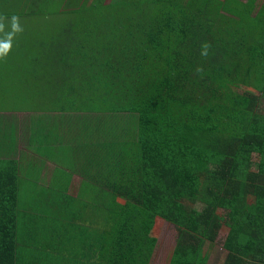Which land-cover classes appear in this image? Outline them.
<instances>
[{
	"label": "trees",
	"instance_id": "16d2710c",
	"mask_svg": "<svg viewBox=\"0 0 264 264\" xmlns=\"http://www.w3.org/2000/svg\"><path fill=\"white\" fill-rule=\"evenodd\" d=\"M14 15L59 25L0 64L26 114L0 128V264H150L157 220L168 264L223 227V264H264V0H0V39Z\"/></svg>",
	"mask_w": 264,
	"mask_h": 264
},
{
	"label": "rangeland",
	"instance_id": "374dc122",
	"mask_svg": "<svg viewBox=\"0 0 264 264\" xmlns=\"http://www.w3.org/2000/svg\"><path fill=\"white\" fill-rule=\"evenodd\" d=\"M53 6V5H52ZM51 7V6H50ZM56 9V6L54 10ZM21 18V17H19ZM19 23L22 28L27 29V27L30 28L31 31H33V34H46L49 33V31H53L50 27H58L59 22L57 19L50 18V21L48 22L47 26L41 21H37V19H29L27 22L23 19H19ZM39 32V33H38ZM41 34V35H42ZM4 61H0L1 65H4ZM3 70L0 68V73H2ZM8 72V71H7ZM2 81L4 83L7 82V76H4L2 78ZM10 90V91H8ZM5 92V94H4ZM17 93L18 91L13 88V85L11 84H0V103L5 104L7 107L4 109L6 114H9V119L14 118L17 116V113H20V111L14 110L17 99ZM4 100V102H2ZM14 103V105L12 104ZM260 106L262 107V112L264 113V100L260 102ZM9 107V109H7ZM2 112L0 111V114ZM3 114V113H2ZM20 115V114H19ZM26 115V114H24ZM22 114L19 118L22 119L24 117ZM14 116V117H13ZM253 162H257L258 157L257 155H253L252 157ZM54 166H50V170ZM80 180L77 176H72L70 185L72 186V191L74 190V194L76 190L80 187ZM227 232V229L223 227L221 231L219 232V236L217 237V241L214 243V249L213 253L208 258V264H223V258L225 253L221 249V242L222 238H224L225 234ZM152 235L156 238V246L153 252V256L151 258L150 264H168V257L170 256V253L172 252L174 245H175V239H176V231L173 225L163 221V220H157L156 227H154V231L152 232Z\"/></svg>",
	"mask_w": 264,
	"mask_h": 264
},
{
	"label": "clouds",
	"instance_id": "9594fccd",
	"mask_svg": "<svg viewBox=\"0 0 264 264\" xmlns=\"http://www.w3.org/2000/svg\"><path fill=\"white\" fill-rule=\"evenodd\" d=\"M7 19V17H3L0 16V32H2L4 30V23L3 21ZM11 29L12 31L9 33H6V38L5 39H0V58H4L8 55V53L11 50L12 44V37L16 34V33H21L23 32V28L21 27L20 23H19V17L17 16H12L11 17ZM207 47V46H205ZM206 55V52L203 53Z\"/></svg>",
	"mask_w": 264,
	"mask_h": 264
},
{
	"label": "crops",
	"instance_id": "0c3cea01",
	"mask_svg": "<svg viewBox=\"0 0 264 264\" xmlns=\"http://www.w3.org/2000/svg\"><path fill=\"white\" fill-rule=\"evenodd\" d=\"M20 114V115H19ZM24 115V113H17V116H15V121L16 122H14V121H12V123H14L17 127L20 125L19 124V122L21 121V119L19 118L21 115ZM8 115L9 114H6L5 112H3V114L1 113L0 114V118L1 119H3L2 121H0V128H2V127H4V126H7V119H9L8 118ZM10 120H12V119H10ZM20 127V126H19ZM50 166H54L52 163H50V162H46V166H45V168L47 169V168H49ZM50 169V168H49ZM48 169V170H49ZM48 170H46V174L48 173ZM45 173V172H44Z\"/></svg>",
	"mask_w": 264,
	"mask_h": 264
}]
</instances>
